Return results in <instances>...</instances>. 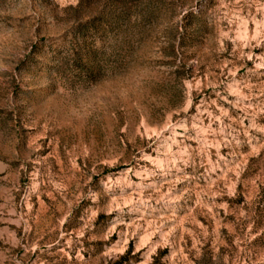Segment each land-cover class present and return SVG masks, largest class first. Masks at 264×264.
<instances>
[{"label":"rangeland","instance_id":"rangeland-1","mask_svg":"<svg viewBox=\"0 0 264 264\" xmlns=\"http://www.w3.org/2000/svg\"><path fill=\"white\" fill-rule=\"evenodd\" d=\"M146 1L0 0V264H264V0Z\"/></svg>","mask_w":264,"mask_h":264},{"label":"trees","instance_id":"trees-1","mask_svg":"<svg viewBox=\"0 0 264 264\" xmlns=\"http://www.w3.org/2000/svg\"><path fill=\"white\" fill-rule=\"evenodd\" d=\"M143 2V1H142ZM141 2V4H142ZM143 6H141L140 11H139V15L142 16L141 17V22L144 24H150L153 17H154V13H155V7H153V3L151 0H147L145 3L142 4ZM139 7V6H138ZM128 8L125 5L118 13H117V18L119 21H124V19H126L127 15H128Z\"/></svg>","mask_w":264,"mask_h":264}]
</instances>
